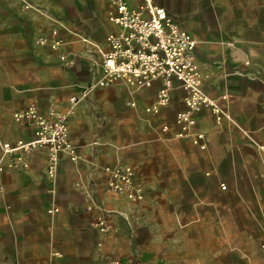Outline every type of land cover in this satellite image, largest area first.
I'll use <instances>...</instances> for the list:
<instances>
[{
	"label": "crops",
	"instance_id": "obj_1",
	"mask_svg": "<svg viewBox=\"0 0 264 264\" xmlns=\"http://www.w3.org/2000/svg\"><path fill=\"white\" fill-rule=\"evenodd\" d=\"M153 1L193 35L201 87L224 111L199 109L185 135L184 89L153 112L159 81L98 84L100 50L117 29L108 0H0V165L16 154L4 143L32 135L30 122L12 120L31 103L67 113L77 150L52 179L43 149L0 174V264H264V0ZM55 27L68 67L37 43ZM115 164L133 166L142 199L107 189L104 166ZM101 209L107 232L90 226Z\"/></svg>",
	"mask_w": 264,
	"mask_h": 264
},
{
	"label": "built area",
	"instance_id": "obj_2",
	"mask_svg": "<svg viewBox=\"0 0 264 264\" xmlns=\"http://www.w3.org/2000/svg\"><path fill=\"white\" fill-rule=\"evenodd\" d=\"M111 5L107 9L106 18L117 29L105 36L102 55L100 86H109L115 80L122 79L135 87H149L159 81L155 101L148 109L159 112L165 107L173 89L180 87L185 90L186 108L176 113V121L181 124L182 131L195 124L193 113L201 108H210L217 119L224 111L209 94L202 84L200 70L195 52L196 40L193 35L168 16L165 8L153 0H108ZM37 43L49 47L64 67L73 63L66 49L67 42L59 34L58 28L39 34ZM92 85L85 89V95L91 92ZM76 96L71 98L75 102ZM131 106L132 102L129 103ZM13 124L20 127L30 122L33 133L29 138L17 139L14 143L6 142L5 152L16 153L9 165H0V174L9 173L14 166H27L22 162L23 152L43 149L46 153V172L54 178L59 169L61 159L65 156L74 161L77 150L70 138L67 113L61 111L42 112L34 103L16 111L12 116ZM202 134H195L196 142ZM203 147V144H200ZM22 163V164H21ZM107 174V189L125 195L129 200L143 198L141 187L136 184L134 168L128 164L104 166ZM223 186V185H222ZM58 209L49 210L50 213ZM90 226L100 232L111 228L108 212L101 209ZM97 264H147L137 259L114 258Z\"/></svg>",
	"mask_w": 264,
	"mask_h": 264
}]
</instances>
